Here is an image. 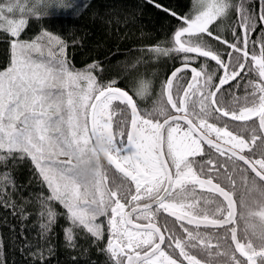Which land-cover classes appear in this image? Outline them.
Listing matches in <instances>:
<instances>
[{"label":"snow or ice","instance_id":"6c2138e0","mask_svg":"<svg viewBox=\"0 0 264 264\" xmlns=\"http://www.w3.org/2000/svg\"><path fill=\"white\" fill-rule=\"evenodd\" d=\"M81 6L53 0L47 18ZM17 7L24 12L0 5V31L11 37L27 23L5 15ZM163 10L177 20L171 46L150 51L174 53L182 66L150 111L115 81L98 80L101 65L70 67L60 37L13 41L11 65L0 71V162L30 158L46 184L50 195L36 198L44 239L56 201L70 221L69 243L74 228L103 240L106 218L100 251L110 264H264V9L257 17L244 0H197L190 15ZM233 12L239 30L229 41L211 26ZM241 81L245 95L224 105L218 94ZM151 89L140 79L136 94ZM237 122L250 136L231 129ZM5 179V190L17 187ZM0 207L18 206L4 199ZM36 261L45 264L42 252Z\"/></svg>","mask_w":264,"mask_h":264},{"label":"trees","instance_id":"16d2710c","mask_svg":"<svg viewBox=\"0 0 264 264\" xmlns=\"http://www.w3.org/2000/svg\"><path fill=\"white\" fill-rule=\"evenodd\" d=\"M55 2L66 6L74 0ZM75 2L82 5L79 12L67 8L53 9L51 18H47L48 7L53 0H0V5L18 3L24 6L23 13L17 7L13 13L5 11V15L10 19L23 18L27 21L19 37H11L9 33L0 31V71L11 65L13 41L32 42L43 37L45 32H49L64 42L65 58L70 67L84 71L94 62L101 65L100 69L93 72L98 80L105 83L115 81L117 87L133 96L141 109L152 110L159 98L163 82L174 69L182 65L180 59L173 58L174 53L164 56L150 51L155 46L161 48L171 46V35L177 20L163 9L167 8L178 15H189L194 0H75ZM233 2L239 3L240 0ZM244 2L257 17L264 9V0ZM156 4L162 7L158 8ZM33 5L36 6L35 13L29 11ZM237 19L236 13L233 12L228 18L217 20L211 27L215 33L232 41L233 28L239 30ZM260 35L258 27L250 40H255ZM213 47H216L215 41ZM251 47L250 43L249 48ZM221 50L223 51L224 47ZM199 63H203V58ZM212 66L215 67L214 62ZM182 75L185 80H189L190 70H186ZM140 79L148 80L152 84L150 93L144 97L136 94ZM244 83L245 81H241L239 87L225 85L228 91L218 94L222 103L234 106L236 103L234 97L245 95ZM235 84L233 81L232 85ZM231 129L250 136V132L242 130L239 122L232 124ZM9 176L14 177L17 187L9 185L5 190V178ZM48 195L50 192L30 158L20 162L11 160L0 162V204L4 199H9L18 206L15 210L11 207H0V264H37L36 254L39 252L43 253L45 264H110L107 254L100 251L108 241L107 220L104 217L99 218L105 224L103 240L96 241L86 231L74 228V239L69 243L66 229L71 225L67 219L66 209L59 202L52 201L50 203L57 214L56 219L46 234L47 239L40 235L42 232L40 224L46 223L47 219L39 216L40 206L36 198Z\"/></svg>","mask_w":264,"mask_h":264},{"label":"rangeland","instance_id":"374dc122","mask_svg":"<svg viewBox=\"0 0 264 264\" xmlns=\"http://www.w3.org/2000/svg\"><path fill=\"white\" fill-rule=\"evenodd\" d=\"M196 2H197V0H194L193 5H192V7H191V9H190V13H189V15L193 13V11H194V5L196 4ZM4 71H5V70H4Z\"/></svg>","mask_w":264,"mask_h":264},{"label":"flooded vegetation","instance_id":"af4514ba","mask_svg":"<svg viewBox=\"0 0 264 264\" xmlns=\"http://www.w3.org/2000/svg\"><path fill=\"white\" fill-rule=\"evenodd\" d=\"M223 186V185H222ZM204 194H205V196H208V195H210V194H208L207 193V191L206 190H204Z\"/></svg>","mask_w":264,"mask_h":264},{"label":"water","instance_id":"95a60500","mask_svg":"<svg viewBox=\"0 0 264 264\" xmlns=\"http://www.w3.org/2000/svg\"><path fill=\"white\" fill-rule=\"evenodd\" d=\"M181 66H182V65H180V66H178V67H181ZM178 67H177V68H178ZM173 71H175V69H174ZM173 71H172V72H173ZM170 75H171V73H170ZM170 75H169L168 77H170ZM189 80H190V79H189ZM125 91H126V90H125ZM134 101H135V100H134Z\"/></svg>","mask_w":264,"mask_h":264},{"label":"clouds","instance_id":"9594fccd","mask_svg":"<svg viewBox=\"0 0 264 264\" xmlns=\"http://www.w3.org/2000/svg\"><path fill=\"white\" fill-rule=\"evenodd\" d=\"M85 170L87 171V168Z\"/></svg>","mask_w":264,"mask_h":264}]
</instances>
